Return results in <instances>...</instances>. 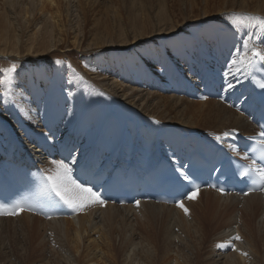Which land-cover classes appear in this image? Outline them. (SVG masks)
Instances as JSON below:
<instances>
[{"label":"bare ground","instance_id":"1","mask_svg":"<svg viewBox=\"0 0 264 264\" xmlns=\"http://www.w3.org/2000/svg\"><path fill=\"white\" fill-rule=\"evenodd\" d=\"M11 1L14 4L18 2ZM74 1L37 0L41 8L35 5L36 2L30 3L37 7L36 13L32 10L36 14L33 18V13L29 11L32 6L28 9L29 2H24L21 4L24 7L22 12L18 14L19 21H11L6 15L0 20V57L7 56L11 60L24 56L31 60L59 57L67 60L53 77L50 72L40 69H28L22 75H14L15 86L13 91L10 90V96L5 95V86L0 84V172L6 169L11 173L28 171L37 177L45 191H50L42 173L53 167L52 160L103 155L104 161L109 160V163L126 164L134 156L141 158L144 166L149 167L153 162H159L164 154L176 158L192 149V152H206L213 150L214 146L229 148L230 145L235 146L234 133L245 137L258 133L257 126L228 101L235 92V98L244 91L248 95L250 77H246L243 71L236 76L223 75L233 54L242 48L243 40L258 30L252 24L236 31L227 21L228 26L220 29L221 21L217 20V16L225 13L226 9L220 4L214 9L184 17L181 21L166 17L152 24L148 16L151 26L135 28L130 36L121 27L113 28L117 33L112 29L104 32L94 23H91L94 25L91 30L78 32L74 22L69 24L70 11L77 16L78 7H81L84 14L81 13V18L88 20L85 11L88 0L75 1L77 9L71 6ZM64 7L68 20L62 12ZM94 12L95 15L96 10ZM232 13L264 17V2L254 9L235 7ZM203 19L207 22L202 29L204 33L194 35L195 30L194 34L189 33L191 29L186 23ZM67 46H74L82 55L88 50L101 49L99 56L103 60H95L94 66L83 67L79 58L63 52L62 49ZM257 46L264 48V41ZM122 50L127 52L120 56ZM22 52L25 54L22 55ZM113 69V72L119 70L114 73L119 79L108 76ZM228 82L234 86L228 88ZM218 84L223 86L221 99L204 95L207 86ZM193 130L201 132V137ZM224 132L231 134L222 136L221 140L215 139L216 135ZM192 195L194 199L187 197L182 201L189 210L188 214L177 205L140 202L139 206L94 204L77 211L73 217L46 219L44 216V219L25 211L19 216H35L55 224L64 223L67 229L71 225L73 238L69 243L74 245L75 257H70L77 264H80L84 250L95 251V257H90L89 264H100V257L111 259L110 252L115 246L108 243V250L101 248L103 235L113 232L112 220L118 212L131 213L139 209L143 212L162 210L185 219L181 222L187 231L197 227L194 232H198L204 228L214 236V257L217 259H230L234 253L231 260L237 264H263L264 249L257 242L264 238L261 235L264 233V191L236 196L208 189ZM9 216L0 218V223ZM237 233L241 239L232 241L236 250L231 245L217 247L220 243H227ZM170 239L174 243L179 241ZM127 241V246L132 247V238ZM107 242L109 240L104 243ZM64 245L67 246L68 242ZM229 250L232 251L230 254ZM88 255L85 252V256Z\"/></svg>","mask_w":264,"mask_h":264},{"label":"rangeland","instance_id":"2","mask_svg":"<svg viewBox=\"0 0 264 264\" xmlns=\"http://www.w3.org/2000/svg\"><path fill=\"white\" fill-rule=\"evenodd\" d=\"M17 1L18 2L14 4V2H12L11 0H0V14L2 15L0 16V18H2L0 19L1 21L4 19V15H6V17L9 16V19L11 18V21H19L20 17L18 16V14L19 12H22L21 8L24 7H21V4H23L24 2H29V6H27L28 9L31 8V6L32 8H34H31L29 10L31 13H33H29L31 14V18H33V15H36L35 9L38 6L39 8H41V3H37V0ZM75 1L77 2V0ZM75 1L71 5L73 9H77ZM153 1L154 0H88V2H86L87 5L85 11L88 13L86 19H89L86 21L84 18H81L83 14V11L80 10L81 7H78L79 10L77 16L76 14L74 15L73 11H70L69 20L67 19L68 17L66 15L67 11L65 7L62 8V12H64V18L67 17L66 20L69 21V24H71V22H74V26L76 27V29H78V32H86L87 30H91L90 27L94 28L93 26L96 24L97 26L95 25V27L100 28L99 30L106 31V29H112L114 33H117V30L113 29L114 27L116 29L118 27H121L126 30L125 33L130 36V34H132V30L135 28L148 26L150 27L151 23H157L166 17L167 19L176 18L177 20L181 21L184 17H190L195 14L202 13L205 9H214L220 4L226 7V9L225 13L217 16V20L221 21L219 22V25L222 28H220L219 26L218 27L220 29H225L228 24L227 20L223 18L226 17L225 14L232 13V9H234L235 7L254 9L260 7V5L264 2V0H174L175 3L173 0ZM159 1L160 3H158ZM33 2H36L35 5L37 7H33V5L30 4ZM149 5H153L155 7H150ZM160 5H162L164 8H162V6ZM94 9L96 10L95 15L93 14L95 13ZM160 9L162 10V12L160 11ZM32 10L35 11V13L32 12ZM165 10L169 11L166 12L169 15H167L165 12L163 13V11ZM171 12L173 13V17L171 16ZM162 14H165V16H163ZM148 16L149 18L151 17L152 22L151 19L148 18ZM37 17L40 18L41 15L38 14ZM152 17L155 19H153ZM79 18L81 19L79 20ZM92 19L95 20L92 21ZM41 20L42 19L40 18V21ZM77 20H79V23ZM116 22L119 23L117 24ZM91 23H94V25ZM206 23L207 22H205V20L203 19L195 20L194 22L186 24L189 25L191 29L189 33L194 34L196 32L194 35H197L198 32L204 33L202 29H204ZM40 25H42V23H40ZM69 35L72 36V34ZM198 36L200 37V35ZM73 47L74 46H67L62 50L63 52L71 53L76 58H79L80 65L83 67L89 65L94 66L96 64L95 60H103V58L99 56V53H101V49L98 51L88 50L90 52L87 51L82 55L77 49H74ZM126 52L127 50H122L121 52H119V54L120 56H123ZM24 54L25 52H22V55ZM24 57H22V59L16 58L15 60H11L7 56H1L0 80L4 79L2 70L10 67L13 63L17 64L16 72L13 75H22V73L26 72V70L28 69H31L33 71H36V69H40L41 71L50 72L51 77H53L56 71L59 70L58 68H63V65L65 66V62L67 61L64 58L59 57H41L32 60L26 59ZM57 61H60L61 63H58ZM105 68H107L106 65ZM114 69L111 73L108 74V76L110 78L114 77L115 79H119V77L116 75L119 70L116 69V72H113ZM73 71H75L74 68ZM125 82L132 85L129 81ZM11 91H13V88L11 89ZM59 132L57 133L58 136L61 135V133L59 134ZM40 179L42 180V177H40ZM144 211H146V209H144ZM19 215L20 214L13 216L8 215L10 218L3 219L4 221L0 223V264H77L73 262V259L70 257V255L75 257L74 245L72 243H69V240L73 238V228L71 227V225L69 226V229H67L63 226L64 223L55 224L47 222V220L34 218L35 216H31L29 218ZM8 216L2 215L0 216V218H5ZM41 217L45 219L44 216ZM183 220L185 219H180L175 215L171 216L167 212H164L162 210L143 212L139 209L131 213L118 212L117 216L112 220L113 232L103 235V241L100 243L101 248H105L106 250L110 248L107 247L108 243H111V245L115 246V248L112 247L113 250L112 252H110L109 257L112 258L109 260H105L104 257H100L99 263L215 264L216 262H218L217 260H221L220 262H218L219 264L238 263L234 260H231V257L234 255V253L230 257V259L223 257L217 259V257H214V247H216L214 236L209 234L204 228L200 229L198 232H194L197 227L188 231L185 230L181 222ZM62 231H65L67 234L64 235ZM261 235L263 237L264 233H262ZM171 237L174 240L175 238L179 240L178 243H174L175 241H172L170 239ZM130 238H132V247L127 246V240ZM106 240H109V242L104 243ZM66 241L68 242L67 246L64 245L66 244ZM257 245L261 249H264V238L259 239ZM91 247L92 246H90V248ZM60 248L63 251L60 250ZM85 252H88L89 255L85 256ZM227 252L228 254H230L232 251L229 250ZM90 257L94 259L95 251L93 249L89 251L84 250L80 264L91 263ZM262 260L264 264V256ZM40 261L44 262L41 263Z\"/></svg>","mask_w":264,"mask_h":264},{"label":"snow or ice","instance_id":"3","mask_svg":"<svg viewBox=\"0 0 264 264\" xmlns=\"http://www.w3.org/2000/svg\"><path fill=\"white\" fill-rule=\"evenodd\" d=\"M227 21L233 27L234 30L239 31L246 24H252L258 30L255 33L249 34L246 39L243 40L242 48L238 49L232 56L230 62L226 65V70L223 75L227 76H236L237 73L243 71L246 77L252 75V68L255 65L257 59L264 61V48L258 47L257 45L264 41V17L261 16H252L250 14L244 13H228L225 14ZM61 63L60 61H57ZM17 64L13 63L10 67L3 69L4 79L0 81V84L5 86V95H11V89L15 86V77L14 73L16 72ZM261 69L264 70V65H261ZM82 79V77H79ZM234 85L231 82H228L227 87L232 88ZM260 87L264 88V83L260 84ZM21 95L23 91L21 90ZM27 114V113H25ZM156 123H159L156 121ZM235 131V130H233ZM230 132H224L221 135H216V140H221L222 136L226 137L230 135ZM257 135L264 140V129H262ZM230 149L238 150L236 146L230 145ZM260 150L262 153V159H264V144L260 145ZM255 153L256 149L249 147L245 151L243 159L248 160L249 152ZM50 163L53 165L52 168L45 170L42 175L46 180V186L48 189L55 193L59 200L67 205L69 208H72L74 211H82L86 207H89L94 204H99L101 206L106 204V201L102 198L100 192L95 191L92 186L88 185V182H80L78 178L74 175V166L77 164V157L72 156L71 160L65 162L64 160H52ZM82 168L87 169L90 167V162L85 161L82 165ZM248 169L247 171H240L239 175L241 176H256L259 179V182L264 190V164L257 166V161L254 158H251V164L245 165ZM189 177L185 174L184 179ZM223 191V190H221ZM194 195H189L188 199H194ZM139 206V201L136 202ZM177 206L182 208L185 214H188V209L184 206L182 201L177 202ZM24 210H32L27 206L23 201H16L11 205L0 204V215H18ZM241 237L237 233L231 240L227 243H220L217 245L218 248H225L228 245H231L234 250L235 245L232 243L233 240H239ZM247 255V253H242Z\"/></svg>","mask_w":264,"mask_h":264}]
</instances>
